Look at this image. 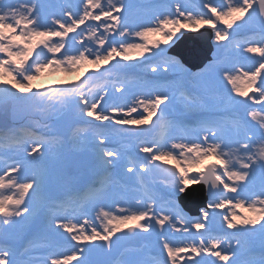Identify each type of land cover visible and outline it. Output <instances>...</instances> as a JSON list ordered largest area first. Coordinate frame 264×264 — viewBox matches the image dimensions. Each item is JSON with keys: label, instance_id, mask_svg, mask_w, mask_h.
Instances as JSON below:
<instances>
[{"label": "snow or ice", "instance_id": "obj_1", "mask_svg": "<svg viewBox=\"0 0 264 264\" xmlns=\"http://www.w3.org/2000/svg\"><path fill=\"white\" fill-rule=\"evenodd\" d=\"M204 26L215 50L191 70L168 47ZM0 124V264H264V0H0ZM196 185L193 216L176 195Z\"/></svg>", "mask_w": 264, "mask_h": 264}, {"label": "rangeland", "instance_id": "obj_2", "mask_svg": "<svg viewBox=\"0 0 264 264\" xmlns=\"http://www.w3.org/2000/svg\"><path fill=\"white\" fill-rule=\"evenodd\" d=\"M198 1L199 0H190L191 3H197ZM186 2H188V0H186ZM216 2H220V0H216ZM140 15H143V13H140ZM204 27H202V28H204ZM218 27H219V25H218ZM187 32H195V31L183 30L182 33H178L179 38L184 33H187ZM70 35H75V34H70ZM136 42H141V41H139V39L137 38V41ZM173 44H171L170 46H172ZM234 59L235 58L233 56L229 55L228 53H225L224 56L222 57V60H223V62L225 64V66H231V64L233 63ZM242 63H244L245 66L248 67V68L254 66V61H252V60H245V61H242ZM90 67L91 66H86V67L82 68V70H81L80 73H75V74H67V73H65L63 71L53 72L51 69H48V70H46L44 72V74L38 80L34 81V84L37 85V86H39V85H56V83L58 81H76L78 79V77L83 76L84 72H88L89 69H90ZM141 74H143V73H141ZM143 75H147V74H143ZM216 80L219 81V72H217V74H216ZM175 115H181V116L194 115V116H197V118L199 116L198 113H185L184 110L179 105H175L173 107H170V109H169L168 118L169 119H173ZM133 116L134 117L138 116V113H134ZM18 122H21L20 125H24V124H27L28 123V119H22V120H20ZM117 127L119 128L121 126H117ZM173 135L179 136L178 135V131L174 132ZM155 138H157V139L159 138V133H157L155 135ZM111 146L121 147L122 150H124L123 144H121V143H117V144H114V145H111ZM131 154L133 156L136 155V153H135L134 150H131ZM113 171L114 172H117L120 175V177L122 179H124V173H123V167L122 166L118 170H113ZM193 171L195 172V170H193ZM161 172H163V171H161ZM105 175H106L105 173L99 172L98 174H95L93 177H95V178H102L103 177L104 178ZM162 175H166V173L163 172ZM79 182H80V180H78L77 182H75L74 185H76V183H79ZM125 182L126 183H129V184L131 183V181H127V180H125ZM70 187H71V185L64 187V186H60V185H58L56 183H53V184H51V185L48 186V188L46 189V193L52 194L54 196H56V195L57 196L58 195H64V196H66V195H68V192H69L68 191V188H70ZM117 190H119L118 186H117ZM180 194L181 193H179V194L176 195V199H178V197L180 196ZM116 199H120V198L117 197ZM104 203L109 208H111L112 207V204L114 203V201L113 200H107ZM225 211H227V210H225ZM236 211L239 214L242 210H239L238 209ZM92 214H93V216L95 215V211L94 210H93ZM219 222L220 221L217 219V224H219ZM169 238H171V234H169ZM171 239H173V238H171ZM174 240L177 241V242H179V238H175ZM149 243L155 249H159V245L156 243V238L155 237H153V239ZM73 264H75V262H73Z\"/></svg>", "mask_w": 264, "mask_h": 264}, {"label": "water", "instance_id": "obj_3", "mask_svg": "<svg viewBox=\"0 0 264 264\" xmlns=\"http://www.w3.org/2000/svg\"><path fill=\"white\" fill-rule=\"evenodd\" d=\"M213 33L209 27L192 33H186L182 38L170 49V52L177 55L190 68L196 70L202 67L208 60L211 59V48L215 50V45L212 43ZM201 204L197 205V209L206 204L209 193L204 185H196L188 189L184 196L181 197L184 205L187 206L185 198L192 196ZM188 207V206H187Z\"/></svg>", "mask_w": 264, "mask_h": 264}]
</instances>
